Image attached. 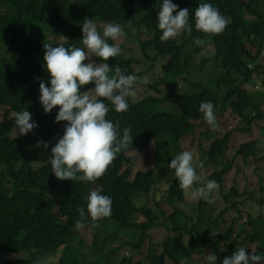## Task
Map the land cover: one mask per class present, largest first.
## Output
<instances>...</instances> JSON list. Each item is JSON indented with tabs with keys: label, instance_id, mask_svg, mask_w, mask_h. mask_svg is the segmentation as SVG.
I'll list each match as a JSON object with an SVG mask.
<instances>
[{
	"label": "trees",
	"instance_id": "16d2710c",
	"mask_svg": "<svg viewBox=\"0 0 264 264\" xmlns=\"http://www.w3.org/2000/svg\"><path fill=\"white\" fill-rule=\"evenodd\" d=\"M172 2L179 9H189L193 32L190 37L181 33L176 39L162 42V32L157 26L158 4L162 0H0V108H6L4 118L0 119V264H34L38 257L57 256L59 251L62 254L58 264H87L86 255L80 248L75 247L71 253V247L76 241L84 245L80 230H76L74 225L80 219L79 209L83 208L87 213L84 197L93 189L112 200L110 217L100 220L97 227H93L90 217H86L87 223L84 225L92 229L94 243L102 244L99 250L102 259L98 264H182L190 261L193 252L177 237L168 236L163 243V251L157 255L149 250L146 262H135L127 256L116 258L112 256V249L106 250L118 240L119 229H129L124 232L125 235L136 237L138 242L131 244L136 249L149 236V230L159 225L157 221L166 214L165 210L147 206L138 208L136 201L147 197L163 181L159 173L161 165L174 172L168 165L171 159L185 150L194 153L196 163L203 162V168L197 169L198 174L203 169L206 174L207 169L214 167L210 163L220 168L219 172L202 178L215 180L219 185L224 174L234 166L235 157L241 159L245 170H253L260 183L259 192L256 196L247 193V199L234 205L215 195L212 204L197 200V216L189 217L178 209V204L187 198L174 177L172 182H168L166 196L167 203L174 211L166 218L172 223L171 230L190 234L191 230L205 222L206 215H214L213 219L209 218L208 227L217 231L218 226L224 223L225 216L233 212L238 214L239 219L243 214L248 215L247 224H254L248 212L252 209L245 207L248 200L251 203L257 200L259 209L264 205V166H261L264 147L258 146L261 140L253 139L242 144L230 161L227 152L231 134L251 135L255 126L264 130V109L252 100L246 88L257 77H263L259 61L264 49V0ZM204 2L211 3L230 21L222 34L206 35L195 29V9ZM85 17L93 20L99 18L105 24H121L125 32L123 37L129 42H138L142 54L147 58V52L154 50V61L159 57L168 59L162 67V76L156 77L152 84L137 82L161 97L151 94L139 102L128 98V111L117 113L113 108L108 113L107 119L119 121L121 130L128 126L132 128L134 141L133 147L118 153L106 174L97 180L102 190L93 188L89 183L81 185L71 180L60 181L52 173L47 158L51 147L57 142L54 139L58 137L54 119L59 109L54 108L50 114L43 110L44 113L39 114L42 105L36 78L43 79L50 87V76L43 59L44 42L26 34L38 26L49 27L54 36L68 38L66 47L75 45L83 48L82 22ZM145 34L149 35L147 40L143 39ZM197 38L205 41L203 46L195 44ZM108 42L112 44L111 40ZM247 61L255 63L257 75L248 67ZM206 62H212L213 66L225 73L224 78L216 81V86L204 80L203 74L197 75L203 73L202 67ZM134 63L132 59L121 56L110 59L112 71L109 75H113L115 67L119 66L127 69L126 74L139 76L132 67ZM93 87L87 85L81 91ZM162 87L166 88L165 93L161 91ZM201 101L213 103L217 125L219 116L227 109L230 116L239 119L241 124L223 136L217 128L215 131L201 132L199 121H205L199 111ZM105 102L111 108L110 102ZM21 110H28L38 127L27 136H11L15 130L12 113ZM190 137V146L182 149V144ZM39 140L48 142L49 148H37ZM204 142H209V145ZM152 144L154 166L137 172L132 179L133 167L141 151H147ZM127 154L134 155L128 157ZM158 206L159 202L156 203ZM135 212H140L147 221L140 224L132 222ZM230 221L225 232L217 231L214 240L203 243L207 250L216 255L226 244L223 259L238 247L233 229L235 218ZM248 229L243 227L244 231ZM253 232L244 240L249 241V248L259 243L260 248L256 247L258 254L264 255V225ZM61 247L65 249L59 250ZM20 255L28 257L19 260L17 256Z\"/></svg>",
	"mask_w": 264,
	"mask_h": 264
},
{
	"label": "clouds",
	"instance_id": "9594fccd",
	"mask_svg": "<svg viewBox=\"0 0 264 264\" xmlns=\"http://www.w3.org/2000/svg\"><path fill=\"white\" fill-rule=\"evenodd\" d=\"M158 9L157 26L162 32L160 36L162 42L176 39L181 33H186L189 37L192 36L193 28L190 24L189 9H179V6L172 0H162V3L158 4ZM194 21L195 29L206 35H220L230 23L219 9L207 2L196 6ZM82 34L83 48L75 45L65 47L63 44L54 46L51 43H44L43 59L46 62L45 70L50 76L51 86L49 87L43 79L36 78L39 81V101L42 105L39 114L44 112L50 114L54 108L58 107L59 109L54 119L55 131L58 135L54 139L57 142L55 146L51 147V153L47 158L55 177L60 181L80 182L81 185L89 183L93 188L102 190L97 180L106 174L118 153L126 152L130 147H133L134 141L130 126L121 130L120 122L107 119V115L113 108L117 113L128 111V98L135 97L137 94L135 85L138 81L147 84L148 80L126 74L127 69H122L119 66L115 67L113 75H109L112 71L109 60L119 56L121 49L108 41H118L125 35L121 24L107 23L101 33L96 22L85 17L82 22ZM204 43L205 41L200 38L195 40V44L198 46H203ZM93 57L98 58L99 62ZM247 65L252 71H255L254 62L247 61ZM87 85H94V87L87 91H81ZM254 90H258L257 86ZM105 101L110 102L111 108ZM199 111L204 115L205 120L199 121L201 132H209L202 129L204 123L212 131H215V128L221 131L223 127L220 121L221 115L217 125L214 105L211 101H201ZM12 117L15 120V130L12 131L11 136H27L29 132L38 127L28 110L13 112ZM36 142L31 141L30 143ZM41 146L47 150L49 143L39 140L36 147L40 148ZM258 146H264V140L260 141ZM168 167L174 170V177L179 181L178 186L185 198L189 200H203L212 204L215 195L221 196L229 205L242 201L230 192V188L228 190L224 188V180L219 185L215 180L202 179L201 175L197 173V169L203 168V162L196 163L194 153L191 151L185 150L176 155L171 159ZM254 195H257L256 192ZM84 199L87 201V213L83 208L78 210L80 219L75 222L76 230L84 227L87 223L86 217H90L92 226L97 227L99 226L98 222L110 217L112 212L111 198L95 189L91 190ZM136 213L140 212H135L134 215ZM134 215L132 222L140 224L147 221V219L143 222L135 221ZM245 222L244 219L241 230L235 231L234 237L238 242L237 249L223 259L224 248L222 246L223 253L221 251L218 255L215 253L207 255V264H216L219 255L222 256L220 264H264V255L258 254L259 251L256 247L249 248V241L244 240L249 235L252 236L255 233L253 230L258 227L252 223L251 226H246L250 227L248 231H244ZM190 223L193 224L191 220ZM203 223L206 224V228L200 229L201 226H198L197 229L191 230L190 234L186 233L190 238L191 245H195L200 235H206L207 240H214L209 236L211 232V228L208 227L209 221ZM119 230L125 232L129 229ZM195 234L198 237H195ZM238 238L241 239L238 240ZM204 242L205 240H203ZM185 245L194 255L192 246L187 242ZM64 249L65 247H61L59 250ZM59 254H62V251H59L57 256L49 258H56ZM49 258L38 257L34 264H48Z\"/></svg>",
	"mask_w": 264,
	"mask_h": 264
},
{
	"label": "rangeland",
	"instance_id": "374dc122",
	"mask_svg": "<svg viewBox=\"0 0 264 264\" xmlns=\"http://www.w3.org/2000/svg\"><path fill=\"white\" fill-rule=\"evenodd\" d=\"M2 10H0L1 14ZM97 24L98 30L102 33L103 27L105 23L99 19L96 18L94 20ZM26 34L40 42L44 43H51L54 46H58L59 44H63L66 47V43L68 42L67 37H57L54 36L52 31L50 30L49 27H43V26H38L36 30H28ZM149 37L148 34H145L143 36L144 40H147ZM112 44H115L121 49V53L119 56H121L124 59H132L135 61V63L132 65L133 69L137 74H139V78H147L148 83L147 84H152L153 80L158 77L162 76V67L163 65L168 61L167 58H162L159 57L157 58V61L153 60V56H155L156 52L154 50H150L147 52L148 58L142 54L141 51V46L139 45L138 42H129L126 40L124 37H121L118 41H112ZM1 49H4V46H1ZM11 56V55H10ZM8 56L7 58H10ZM94 60L99 62L97 58L93 57ZM194 60H197V57H194ZM259 68L263 73L262 78L255 79L253 84H248L246 85V88L249 90L252 100L261 105L262 108L264 109V49L262 52V56L259 61ZM203 73L197 74V75H202L203 74V79L209 81L213 86H216V81H220L222 78L225 77V73L222 72V70L218 69L217 67L213 66L211 62H206L203 67H202ZM144 74V75H143ZM254 75H257V69L254 71ZM257 86V91L254 90V88ZM254 91H253V90ZM135 90H136V96L135 97H130L132 101L134 102H139L143 99H145L149 95L161 97L162 95H157L154 93H151L145 86L142 85H135ZM161 91L165 93L166 88L162 87ZM5 108H0V119L4 118L5 115ZM229 116V117H228ZM221 125L223 126L221 129V136H223L227 131L234 129L237 127V124H241L239 119H235L233 116H230V111H226L225 115H221L220 117ZM242 126V125H241ZM202 129L204 131H212L210 130L206 123L202 125ZM13 136V135H12ZM253 139H259V140H264V130L258 129L256 126L253 128L252 134H244V133H233L229 137V143H228V152H227V157L228 160H232L233 156L235 155L236 151L238 148L244 144L247 141L253 140ZM192 141V138H188V140L182 144V149L188 148L190 146V143ZM199 143V142H198ZM205 145H209V142H204ZM204 145V146H205ZM264 149V148H263ZM264 152V151H263ZM134 154H127L128 157L133 156ZM239 158L234 159V166L231 167V169L224 174V188H229V186L233 185V183H237V188L241 189V187L244 185V180L248 178L250 184L255 185V191L256 194L259 192V187L260 183L258 184V181H254V173L253 170L250 172V170H245L244 166L238 161ZM154 166V145L152 144L147 151L142 150L141 154L138 157L137 162L135 163L133 167V175L137 172H140L142 170H146L149 168H152ZM211 167L210 169L205 171L203 169V172L199 173L202 178H205L209 175H212L215 172H219L220 168L215 167L213 163H210ZM219 166V165H218ZM239 166V169H238ZM255 166V165H254ZM261 166H264V161H262ZM160 175L162 177V182L157 184V187L153 188L151 193L143 198L139 199L136 201V206L138 208H141L143 206H147L148 208L151 209H157V208H163L166 212L164 216H161L158 219L159 225H157L155 228L149 231V237H145L143 241L141 242V246L133 249L131 244L137 243L138 241L136 240V237H130L125 235L124 232L121 230H117L119 232L116 236L118 239L117 241L113 242L110 244L106 250L112 249L113 250V257L116 258H122L124 256H129L132 257L135 262H138L142 260V262L147 261V255L149 250H151L152 254H159L163 251V243L167 239V237H177L183 242L184 244L187 242V244H190V238L186 233L183 232H173L171 230L172 223L170 220H166L167 216H170L173 211V207L169 206V204L166 201V196H167V188H168V182H172L174 180V174L166 167V165H161V170H160ZM264 173V172H263ZM256 179V178H255ZM216 194V193H215ZM254 195V193H253ZM255 199V198H254ZM159 202L160 206L156 207V203ZM257 200H253L252 204V210L248 211L250 212L252 216V220L255 221L254 224L258 228H262L264 225V205L263 208H258L256 205ZM197 206V200H189L186 199V201H183L182 203L178 204L179 209L185 214L188 215L189 217H192L194 215L195 217L197 216L196 213H198V209L196 208ZM218 210V209H217ZM232 217L235 219H239V216L237 213H233ZM209 218H214V215H206V218H204V221H209ZM232 219V218H231ZM241 221L239 223H235L233 225L234 232L241 230L242 224L244 222V219L246 222L244 223V226L246 227L247 220H248V215L241 216ZM134 220L143 222L146 220V218L141 214V213H136L134 215ZM164 224V225H163ZM229 223H222L218 226L217 231L219 232H225L226 229H228ZM206 224L202 223L200 229L206 228ZM249 227V226H248ZM250 228V227H249ZM215 230L211 229V232L209 234L210 237L216 238V232ZM93 231L90 227H83L80 229V237L82 240V244L84 245H79V241H76V243L71 247V253L75 251V247H79L80 250L86 255V260L88 261L87 264H94L95 262L98 264L101 262L100 258L102 259L99 250H100V245L94 243V236H93ZM195 237H198V235L195 234ZM206 235H200L198 241L195 243V245H191L192 248L194 249V255L193 258L188 261V262H182V264H207L206 257L208 254H211V250H207L204 247L203 240L206 239ZM241 238H238L240 240ZM122 240L127 241V243H121L123 242ZM223 251H227V248L225 247L226 244H223ZM254 247H259V243H255L252 249ZM10 256V255H8ZM19 260L25 259L28 256L26 255H20L17 256ZM218 260L216 264H220V261L222 260V256L219 255L217 256ZM61 258V254L58 255L56 258H49L48 264H58L59 260ZM16 258H14L15 260ZM170 264V263H168Z\"/></svg>",
	"mask_w": 264,
	"mask_h": 264
},
{
	"label": "crops",
	"instance_id": "0c3cea01",
	"mask_svg": "<svg viewBox=\"0 0 264 264\" xmlns=\"http://www.w3.org/2000/svg\"><path fill=\"white\" fill-rule=\"evenodd\" d=\"M262 141V140H261ZM264 147V146H263ZM238 161H240V163L242 164V160L241 159H239ZM242 166H243V164H242ZM239 169V168H238ZM251 172V171H250ZM254 177V181L256 182L257 181V178L255 177V176H253ZM256 178V179H255ZM255 185H256V183H252V184H250V182H249V180H248V178L246 179V180H244V185L241 187V189H238L237 188V183H233V185H231V186H229V188H230V192L232 193V194H234L235 196H237L240 200H245V199H247L249 196H246L247 195V193H255L254 191H255ZM229 188H226V190H228ZM249 201V203L246 205V207H245V209H248V210H250V209H252V203H251V200H248ZM253 201V200H252ZM242 216H245V214H243ZM231 218H233L232 217V215L230 214V213H228L226 216H225V220H224V224L225 223H230L231 221ZM241 221V219H235V223H239ZM234 223V224H235Z\"/></svg>",
	"mask_w": 264,
	"mask_h": 264
}]
</instances>
